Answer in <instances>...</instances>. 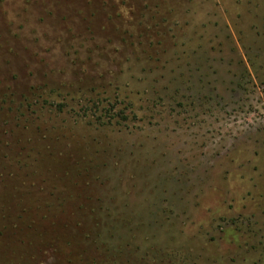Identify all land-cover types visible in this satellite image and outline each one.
I'll use <instances>...</instances> for the list:
<instances>
[{
    "label": "rangeland",
    "instance_id": "obj_1",
    "mask_svg": "<svg viewBox=\"0 0 264 264\" xmlns=\"http://www.w3.org/2000/svg\"><path fill=\"white\" fill-rule=\"evenodd\" d=\"M0 264H264V0H0Z\"/></svg>",
    "mask_w": 264,
    "mask_h": 264
}]
</instances>
